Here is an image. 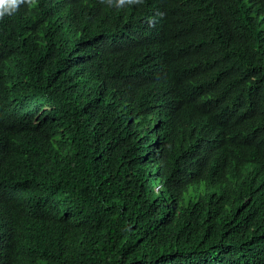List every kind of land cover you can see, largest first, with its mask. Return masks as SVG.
I'll return each instance as SVG.
<instances>
[{
  "label": "trees",
  "instance_id": "16d2710c",
  "mask_svg": "<svg viewBox=\"0 0 264 264\" xmlns=\"http://www.w3.org/2000/svg\"><path fill=\"white\" fill-rule=\"evenodd\" d=\"M0 264H264V0L0 15Z\"/></svg>",
  "mask_w": 264,
  "mask_h": 264
},
{
  "label": "clouds",
  "instance_id": "9594fccd",
  "mask_svg": "<svg viewBox=\"0 0 264 264\" xmlns=\"http://www.w3.org/2000/svg\"><path fill=\"white\" fill-rule=\"evenodd\" d=\"M21 0H0V5H3V7H0V15H3L7 12H10L11 10H14L16 5L20 3ZM124 0H118V3H123Z\"/></svg>",
  "mask_w": 264,
  "mask_h": 264
}]
</instances>
